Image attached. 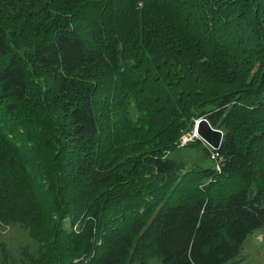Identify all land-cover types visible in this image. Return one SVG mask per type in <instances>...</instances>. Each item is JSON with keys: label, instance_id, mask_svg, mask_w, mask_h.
<instances>
[{"label": "trees", "instance_id": "obj_1", "mask_svg": "<svg viewBox=\"0 0 264 264\" xmlns=\"http://www.w3.org/2000/svg\"><path fill=\"white\" fill-rule=\"evenodd\" d=\"M25 2L0 0V230L25 236L18 251L0 239L3 264L237 263L264 230V177L248 186L264 170V0H44L20 51ZM33 65L55 73L53 103L70 89L64 116L37 103ZM194 115L223 132L220 168L180 179V161L154 152Z\"/></svg>", "mask_w": 264, "mask_h": 264}, {"label": "rangeland", "instance_id": "obj_2", "mask_svg": "<svg viewBox=\"0 0 264 264\" xmlns=\"http://www.w3.org/2000/svg\"><path fill=\"white\" fill-rule=\"evenodd\" d=\"M50 1V0H49ZM48 2H44V0H26V2L20 7L23 8L24 11L20 12L22 13V17L17 18L18 23L16 25L17 28V35L19 36V40L16 39V46L19 47L20 51H23V47L27 41H25L24 34L29 30V27L31 28V25L37 22H42L43 14L46 11V7L38 9L36 7L37 4L43 6L46 5ZM51 16V14H50ZM31 23V25H30ZM24 27H23V26ZM42 23V27H43ZM20 27H23L21 30ZM31 37V32H30ZM95 66H86L80 69L79 74L82 75L85 79H89L90 73H92ZM31 73L33 75V80H31L29 83L32 90H34L35 93V99L37 100V103H44V106L48 108L52 113L54 117H59L58 114L62 113V116H64L62 110L67 104L68 101H70L71 98V91L70 89L66 90L65 93L63 92L60 95V98L58 99V102L53 103L51 99V92L53 91L52 86V79H55V73L50 72L48 70H45L43 68H39L36 65L30 66ZM29 68V69H30ZM103 72L101 71V74ZM198 116L194 115L191 118H189L186 122H184L180 118V137L177 141V143L168 149H163L160 152L163 154V156H170L175 158L177 161H180L182 168L177 171L180 176V179L184 178L185 174L189 172V170L194 168H202V167H213L215 170H218L220 167L217 162V154L213 147H211L208 143H206L203 139L199 138L197 136V133L195 132V122L197 120ZM59 126L62 127V124H59ZM25 128H22L21 131L25 133ZM28 132V130H27ZM193 138H199V142L194 143ZM34 139V138H33ZM137 139V138H135ZM141 140V138H138V140ZM39 140H29L24 141V143L28 142V145H35L40 147L42 150L44 149L41 145L38 144ZM27 144V143H26ZM137 148V147H136ZM264 161V160H263ZM187 169H189L186 173H184ZM184 171V172H183ZM251 176L252 181L248 183V186H251L255 188L258 186L259 182L255 183V176L256 177H264V170L259 168V166H255L251 168ZM183 176H182V175ZM242 171L240 174H236L235 176H220L219 179L211 184V187L209 189V193L215 197L218 198L221 195H224L227 191L238 188L240 185H242ZM191 183H187L184 185L193 186L194 184L198 185L200 188L207 187V184L212 182L213 180H216L217 177H200L197 179H194L195 176H190ZM257 181H259L257 179ZM110 184H100L97 185V188H100L102 190H106L109 188ZM183 189H185L183 186L182 188L178 189L179 192ZM177 190V191H178ZM178 192V193H179ZM177 192H175V195ZM53 217H56V213L52 214ZM46 217V216H44ZM79 220H76L74 224H77V228H73L75 231L78 229H81L82 223L78 222ZM73 224V226H74ZM263 229H255L253 232L249 233L246 238L243 240L240 252L237 258H239L238 262L235 264H264V233ZM0 239L4 240L6 247L8 249H11L13 251H18L19 245L25 240V236L23 231L13 228V227H7L6 229L0 230ZM150 264H161L160 260L157 258V256H152L149 259ZM0 264H3L0 254Z\"/></svg>", "mask_w": 264, "mask_h": 264}, {"label": "water", "instance_id": "obj_3", "mask_svg": "<svg viewBox=\"0 0 264 264\" xmlns=\"http://www.w3.org/2000/svg\"><path fill=\"white\" fill-rule=\"evenodd\" d=\"M197 136L203 139L215 150L219 148L222 139V130L212 126L205 116H200L195 122Z\"/></svg>", "mask_w": 264, "mask_h": 264}, {"label": "built area", "instance_id": "obj_4", "mask_svg": "<svg viewBox=\"0 0 264 264\" xmlns=\"http://www.w3.org/2000/svg\"><path fill=\"white\" fill-rule=\"evenodd\" d=\"M195 132H196V131H195ZM215 151H216V150H215ZM216 154H217V152H216ZM73 228H74V229L77 228V224H74Z\"/></svg>", "mask_w": 264, "mask_h": 264}]
</instances>
